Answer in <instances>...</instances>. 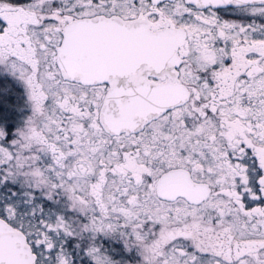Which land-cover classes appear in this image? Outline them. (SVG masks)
Instances as JSON below:
<instances>
[{"label": "snow or ice", "instance_id": "snow-or-ice-1", "mask_svg": "<svg viewBox=\"0 0 264 264\" xmlns=\"http://www.w3.org/2000/svg\"><path fill=\"white\" fill-rule=\"evenodd\" d=\"M0 264H264V0H0Z\"/></svg>", "mask_w": 264, "mask_h": 264}]
</instances>
